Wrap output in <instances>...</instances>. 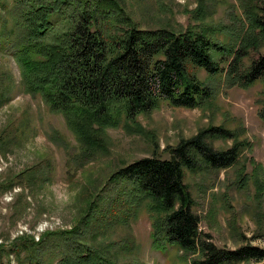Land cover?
<instances>
[{
	"label": "rangeland",
	"instance_id": "374dc122",
	"mask_svg": "<svg viewBox=\"0 0 264 264\" xmlns=\"http://www.w3.org/2000/svg\"><path fill=\"white\" fill-rule=\"evenodd\" d=\"M0 1L11 4L12 0ZM114 1L140 30L181 32L196 27L218 46L221 50H211L210 56L220 72L210 76L190 68L214 95L195 109L159 100L153 111L136 117L144 133H136L135 123L126 128L107 126L103 135L85 145L61 114L50 112L39 96L25 93L17 65L9 55L0 54L2 264H29L28 257L40 249L48 253L51 245H59L61 233L74 228L80 231L81 243L101 250L108 245L104 255L121 264H191L197 256L175 246L163 251L152 248L150 201L134 203L128 195L131 184L109 183V179L144 158L170 160L169 148L211 127H222L236 136V140L208 139L215 151H226L234 142H242L244 148L227 169L213 170L200 159L196 171L183 169L198 229L209 234L219 249L253 246L264 250V79L248 88L228 87L225 79L230 51L250 37L247 16L262 19L264 0ZM80 12L68 8L51 15L54 31L74 25ZM107 14L97 19L103 36L114 30V15ZM0 20L11 23L1 10ZM260 42L257 49L248 51L240 72L264 55V37ZM6 72L12 85L1 79ZM88 214L90 223L85 225ZM42 237L44 243L38 245Z\"/></svg>",
	"mask_w": 264,
	"mask_h": 264
},
{
	"label": "trees",
	"instance_id": "16d2710c",
	"mask_svg": "<svg viewBox=\"0 0 264 264\" xmlns=\"http://www.w3.org/2000/svg\"><path fill=\"white\" fill-rule=\"evenodd\" d=\"M0 3V10L11 22L0 20V54L9 55L17 65L25 93L39 96L50 112L61 114L81 144L97 140L107 126L117 128L123 124L126 128L135 123L136 133H144L136 117L153 111L159 100L172 107L195 109L214 95L213 89L198 82L190 68L202 69L210 76L217 74L220 69L210 51L221 49L196 27L181 32L166 28L140 30L114 0ZM68 8L81 10L76 22L66 30L54 31L51 15ZM107 12V16L109 12L114 15V30L103 36L97 19ZM261 18L247 16L250 37L229 53L225 71L228 87L248 88L264 79V55L244 72L239 71L248 51L257 49L264 37L263 14ZM1 79L13 84L9 72ZM261 117L264 119V113ZM216 138L236 140L222 127L205 129L191 139L181 140L175 149L167 148L170 160L141 159L119 169L109 183L131 184L128 195L134 203L150 201L147 209L152 215L150 240L154 250L175 246L187 255L197 256L191 264H264V250L253 246L219 249L209 234L198 229L199 218L191 210L193 199L183 183V169L196 171L198 159L213 170L227 169L244 148L242 142H234L230 149L217 152L209 144ZM90 218L88 214L85 225ZM79 233L76 228L61 233L59 245H51L48 253L40 249L27 262L121 264L104 255L108 245L103 250L92 248L79 241ZM42 238L38 245L44 243ZM2 253L0 248V264Z\"/></svg>",
	"mask_w": 264,
	"mask_h": 264
}]
</instances>
